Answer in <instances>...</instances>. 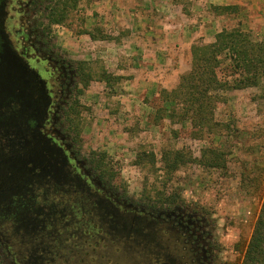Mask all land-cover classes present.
Here are the masks:
<instances>
[{"label":"rangeland","instance_id":"obj_1","mask_svg":"<svg viewBox=\"0 0 264 264\" xmlns=\"http://www.w3.org/2000/svg\"><path fill=\"white\" fill-rule=\"evenodd\" d=\"M178 1L77 0L64 23L49 26L48 17L44 20L48 42L73 65L55 134L65 137L62 141L79 154L84 166L92 149L106 151L115 177L102 182L97 175L101 191L127 205L125 209L161 221L149 225L150 240L122 236L112 244L103 231L94 232L101 229L98 225L86 232L82 223L66 236L54 235L51 240L57 244L42 259L52 264H190L187 232L176 225L181 221L199 234L198 255H203L205 264L241 263L240 248L252 235L264 198V77L258 86L223 92L226 101L218 103L215 117L232 122L236 130L231 127L203 137L194 135L189 121L160 111L166 104L160 91L177 86L188 63L187 70L191 67V51L184 59L181 50L184 41L193 39L191 46L212 42L222 28L237 26L255 39L264 38V0ZM211 4H236L239 9L217 15ZM96 27L111 37L94 41L87 31ZM151 38L158 41V53L145 51ZM80 61L87 63L93 76L86 87ZM102 67L121 79L111 80L110 85L97 79ZM146 67L150 68L146 78L134 83ZM224 68L222 76L227 74ZM77 98L82 104L78 136L68 133L63 122L64 111ZM209 146L226 153L225 167L212 168L194 160ZM166 148L184 149L193 159L167 175L162 162ZM140 154L144 160L137 164ZM163 191L181 198L172 205L149 207L145 196L156 200ZM11 229L6 220L0 222V232L6 231L12 250L21 253L27 240L19 241Z\"/></svg>","mask_w":264,"mask_h":264},{"label":"trees","instance_id":"obj_2","mask_svg":"<svg viewBox=\"0 0 264 264\" xmlns=\"http://www.w3.org/2000/svg\"><path fill=\"white\" fill-rule=\"evenodd\" d=\"M176 2L179 1L176 0ZM76 5L77 0L55 3L48 14V25L64 23L69 18L71 8ZM210 9L215 14L222 15L226 12H235L239 7L236 4H211ZM87 33L95 40L111 37L97 27ZM190 51L192 56L190 69L180 75L177 86L171 90L161 89V98L166 104L160 111H166L172 119L177 116L180 120L189 121L194 129V135L198 137L231 127L236 130L237 128L231 125L232 122L217 120L215 110L218 103L226 101L224 91L258 86L261 83L264 77V38L255 39L251 32L238 26L224 27L216 33L212 42L194 43ZM80 63L84 78L83 85L86 87L93 76L87 70V63L85 61ZM223 66L226 69V76L220 74ZM97 79L110 85L111 80H119L121 76L112 74L102 67ZM81 106L77 98L64 111L63 122L66 124V131L68 133L74 131L76 136L81 131L79 124ZM75 155L77 159L80 158L79 154ZM151 155L154 158V154L151 153ZM225 155L222 149L209 146L202 149L200 158H194V160L208 167L222 168L226 166ZM66 156L72 163L76 162L73 157H69L68 154ZM107 158L106 151L96 149H92L86 158L85 167L92 171L93 178L98 175L102 182L111 181L115 177ZM65 159L66 157L61 155L57 163L47 158L42 164L30 161L23 165L25 173L18 176H15L19 174L17 168L9 167L5 170L7 184L18 193L23 192L24 195L22 193L19 196L7 194L8 203L2 204V209L5 206L9 207V210L5 209L11 215L9 218L13 223L15 236L19 238V241L27 240L28 244L26 243L27 247H22L24 249H21V253L12 250L10 245L12 255H9L7 248L4 247L2 249L4 255L0 253V264H11L10 261L12 264H19L20 261V264H52L49 260L42 259L43 253L57 244V241L53 242L51 239L67 231L73 232L80 225L82 227V223L86 232H90L95 225H98L96 227L101 229L96 228L94 232L103 231L111 244L120 240L122 236L129 240L151 239L149 227L161 220L151 214L144 215L130 208L127 210L113 200L109 201L96 180L87 179L88 175L84 174L80 166L77 165L73 169ZM192 159V155L184 149L166 148L162 153V162L167 175L173 174ZM143 160L144 157L140 154L136 163L141 164ZM33 163L38 167L30 169ZM4 167H8V164L4 163ZM36 171H41L42 176L33 178L32 173ZM20 177L22 179H19ZM26 180L40 184L39 188L43 192L41 204L32 203L31 195L34 189ZM146 197L149 207H155L157 204L172 205L181 198L179 194H168L164 191L158 192L156 200H152L150 194ZM17 198L23 199L24 202L16 201ZM70 214H72L71 217ZM240 250L243 251L240 264H264V198L252 235L245 247L243 249L241 247ZM17 257L25 261L18 260ZM158 260H162V256Z\"/></svg>","mask_w":264,"mask_h":264},{"label":"flooded vegetation","instance_id":"obj_3","mask_svg":"<svg viewBox=\"0 0 264 264\" xmlns=\"http://www.w3.org/2000/svg\"><path fill=\"white\" fill-rule=\"evenodd\" d=\"M56 1L60 0H0V187H4L0 189V222L6 220L11 228V215L6 210L9 207L2 209V204L8 203L7 194L19 196L23 192L18 193L7 184L4 176L7 167L3 166L4 161L13 155L25 154L27 150L23 151L22 148L26 145L23 143L26 138L38 150H43L48 160L57 163L63 155L71 168L79 166L77 162L72 163L67 158L66 154L72 158V149H66L64 142L54 131L60 125L59 105L68 92L73 70V65L57 53L47 40L48 31L44 20L48 17L47 9H50V4H55ZM34 167L38 166L33 163L30 169ZM39 176H42L41 171L32 173L33 178ZM86 178L91 181L93 175ZM27 181L34 189L32 203L41 204L43 192L37 179L35 182ZM99 187L102 190L100 185ZM106 199L111 201L107 194ZM16 201L24 202L18 198ZM115 203L121 205L119 202ZM121 206L128 208L127 205ZM178 222L176 225L187 232L186 243L191 249L190 264H205L203 255H198L199 234L191 232L189 224ZM12 230L14 228L10 232ZM1 232V251L5 247L8 254L12 255L10 238L6 231ZM201 251L204 253L205 249L202 247ZM17 259L25 261L23 258Z\"/></svg>","mask_w":264,"mask_h":264},{"label":"water","instance_id":"obj_4","mask_svg":"<svg viewBox=\"0 0 264 264\" xmlns=\"http://www.w3.org/2000/svg\"><path fill=\"white\" fill-rule=\"evenodd\" d=\"M64 136H61V140H64ZM25 143V147L23 146L22 150H27L25 152V154H16L13 155L12 158H8L6 161H4L5 164H8L7 169L10 168H17L19 169V174H15V176L17 175H21L25 173V170L23 169V165H25L28 162H36V163H40L42 164V162L46 159L45 153L42 152L41 150H38V148H36V146L31 145L29 140L26 138V140L23 142ZM24 145V144H23ZM64 146L66 147V149H70V145L68 143H64ZM46 149V147H45ZM21 151V152H23ZM70 155L73 157L74 160H76V162L79 164L81 170L84 172V174L86 175H90L89 170L84 166V162L83 160L77 159L75 153L73 151H70Z\"/></svg>","mask_w":264,"mask_h":264},{"label":"crops","instance_id":"obj_5","mask_svg":"<svg viewBox=\"0 0 264 264\" xmlns=\"http://www.w3.org/2000/svg\"><path fill=\"white\" fill-rule=\"evenodd\" d=\"M147 32H149V33H151L152 34V31H147ZM199 34V33H198ZM198 36H200L201 37V34H199ZM197 37V36H196ZM94 41H103L102 39L100 40V39H98V40H94ZM193 42V39L191 40V41H189V42H186L185 43V41H184V43H183V46H182V48H181V50H183V55H184V59H185V55H188V51H190V48H191V43ZM179 49V48H178ZM147 50V51H146ZM145 51L146 52H148V51H150V53L152 54L153 53V51H155L156 53H158V41H157V39H155V38H151V40L149 41V44L148 45H145ZM177 66V65H176ZM189 68V63H188V67L186 68V70ZM150 68H145V70L144 71H142L141 72V76H139L138 77V75L135 77V79L133 80L134 81V83H136V82H138L139 81V79L141 78V77H143V78H146V76H147V72H148V70H149ZM186 70H184V71H186Z\"/></svg>","mask_w":264,"mask_h":264}]
</instances>
